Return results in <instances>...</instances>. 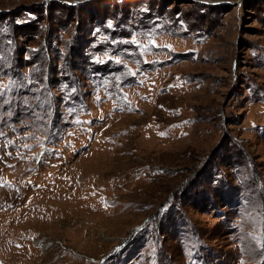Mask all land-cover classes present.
Here are the masks:
<instances>
[{
	"label": "rangeland",
	"instance_id": "rangeland-1",
	"mask_svg": "<svg viewBox=\"0 0 264 264\" xmlns=\"http://www.w3.org/2000/svg\"><path fill=\"white\" fill-rule=\"evenodd\" d=\"M0 264H264V0H0Z\"/></svg>",
	"mask_w": 264,
	"mask_h": 264
},
{
	"label": "crops",
	"instance_id": "crops-1",
	"mask_svg": "<svg viewBox=\"0 0 264 264\" xmlns=\"http://www.w3.org/2000/svg\"><path fill=\"white\" fill-rule=\"evenodd\" d=\"M123 182H121V187H122V189H121V191H123L124 189H125V187H123Z\"/></svg>",
	"mask_w": 264,
	"mask_h": 264
},
{
	"label": "snow or ice",
	"instance_id": "snow-or-ice-1",
	"mask_svg": "<svg viewBox=\"0 0 264 264\" xmlns=\"http://www.w3.org/2000/svg\"><path fill=\"white\" fill-rule=\"evenodd\" d=\"M109 27H112V25L109 23V25H108Z\"/></svg>",
	"mask_w": 264,
	"mask_h": 264
}]
</instances>
